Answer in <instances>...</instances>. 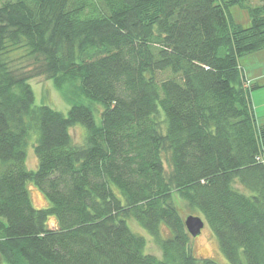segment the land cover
<instances>
[{
	"label": "trees",
	"instance_id": "obj_1",
	"mask_svg": "<svg viewBox=\"0 0 264 264\" xmlns=\"http://www.w3.org/2000/svg\"><path fill=\"white\" fill-rule=\"evenodd\" d=\"M252 1L0 4L2 261L218 264L195 258L191 211L230 264H264V124L250 98L258 87L240 67L264 50V0ZM235 7L248 11L249 28L235 24ZM37 76L69 103L68 115L35 104ZM79 124L84 145L70 134ZM31 138L36 171L26 168ZM29 182L50 208H34ZM129 222L161 257L146 253Z\"/></svg>",
	"mask_w": 264,
	"mask_h": 264
},
{
	"label": "rangeland",
	"instance_id": "obj_2",
	"mask_svg": "<svg viewBox=\"0 0 264 264\" xmlns=\"http://www.w3.org/2000/svg\"><path fill=\"white\" fill-rule=\"evenodd\" d=\"M8 0H0V4L5 3ZM258 0H253L252 4L256 5ZM237 8V12H240V16L244 18L246 15L245 9L240 7ZM17 59V66L21 68H25L26 70L30 71L32 69L31 63L27 61L24 57L20 59L21 53L16 55ZM30 85L35 94V104L37 106H48L58 112L63 113L64 115H68L71 106L68 102L63 98L60 92L54 87L53 83L48 81L43 76H37L31 79ZM97 123L100 122V116L96 115ZM70 134L73 139V143L75 145H84L86 137H87V130L83 125H77L73 127L70 131ZM26 168L30 171H36L38 168V159L36 158L34 152V138L30 139L29 147L27 150V161H26ZM27 188L32 200V204L36 209H48L51 207V203L48 200L45 192L40 189L38 186L35 185L34 182H29L27 184ZM190 216L200 217L198 213L187 211ZM51 227H54L57 224L56 218H51L49 222ZM130 229L138 235H142L146 238L147 241V249L146 253L156 255L161 257V252L159 248L156 246L153 238L148 235L146 231L140 228L138 224L135 222H129ZM191 249L195 258L199 260H212L218 264H230L224 254L221 252L218 239L210 226L205 223V227L202 231V234L195 238L191 239ZM0 264H6L4 261L0 259Z\"/></svg>",
	"mask_w": 264,
	"mask_h": 264
},
{
	"label": "crops",
	"instance_id": "obj_3",
	"mask_svg": "<svg viewBox=\"0 0 264 264\" xmlns=\"http://www.w3.org/2000/svg\"><path fill=\"white\" fill-rule=\"evenodd\" d=\"M246 15L242 18L237 12V8L230 11L233 21L237 25L249 28L251 19L246 10ZM240 67L243 74L251 86L258 88L251 93V100L259 125L264 124V50L243 56L240 59Z\"/></svg>",
	"mask_w": 264,
	"mask_h": 264
},
{
	"label": "water",
	"instance_id": "obj_4",
	"mask_svg": "<svg viewBox=\"0 0 264 264\" xmlns=\"http://www.w3.org/2000/svg\"><path fill=\"white\" fill-rule=\"evenodd\" d=\"M185 227L191 239H195L202 234L205 222L200 217L188 216L185 218Z\"/></svg>",
	"mask_w": 264,
	"mask_h": 264
}]
</instances>
